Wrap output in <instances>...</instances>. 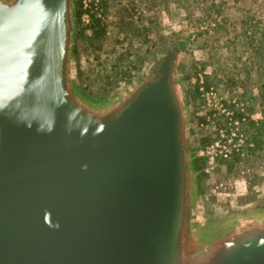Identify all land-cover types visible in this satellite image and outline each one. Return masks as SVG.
<instances>
[{
    "label": "water",
    "instance_id": "water-1",
    "mask_svg": "<svg viewBox=\"0 0 264 264\" xmlns=\"http://www.w3.org/2000/svg\"><path fill=\"white\" fill-rule=\"evenodd\" d=\"M75 3L0 0V264H264V212L213 225L199 197L177 62L92 102Z\"/></svg>",
    "mask_w": 264,
    "mask_h": 264
},
{
    "label": "rangeland",
    "instance_id": "rangeland-1",
    "mask_svg": "<svg viewBox=\"0 0 264 264\" xmlns=\"http://www.w3.org/2000/svg\"><path fill=\"white\" fill-rule=\"evenodd\" d=\"M75 16L73 74L95 103L113 101L157 54L185 44L177 71L195 147L209 143L200 124L203 82L230 106L247 141L210 175L197 160L206 213L224 225L264 212V0H76Z\"/></svg>",
    "mask_w": 264,
    "mask_h": 264
},
{
    "label": "built area",
    "instance_id": "built-area-1",
    "mask_svg": "<svg viewBox=\"0 0 264 264\" xmlns=\"http://www.w3.org/2000/svg\"><path fill=\"white\" fill-rule=\"evenodd\" d=\"M210 98L206 101V107L208 109H215L218 114L224 117V127L216 125L214 122L211 128V132L214 134L213 142L210 147L204 152L202 156H207V167L213 169L220 160L230 159L233 155L240 154L244 151L247 145V141L242 134L239 133L240 123L234 120L233 111L230 106H226L222 99H218L216 96L209 95ZM231 104V103H230ZM236 104V101L233 102Z\"/></svg>",
    "mask_w": 264,
    "mask_h": 264
},
{
    "label": "flooded vegetation",
    "instance_id": "flooded-vegetation-1",
    "mask_svg": "<svg viewBox=\"0 0 264 264\" xmlns=\"http://www.w3.org/2000/svg\"><path fill=\"white\" fill-rule=\"evenodd\" d=\"M185 44L176 46L172 49L164 50L162 55L157 54L151 61V65L145 74L146 76H158L159 72L162 68V65L165 63V61L168 60V57H172V60H170V66L172 71L175 68V63L177 62L178 55L184 50ZM144 78L141 77L140 81H142ZM202 90V116H201V126H202V131H203V138H207L209 140V143L204 140V147L202 150L205 152L211 145L214 139V134L211 132L212 125L214 122L218 123L216 125H220L221 127H224L225 124V119L223 116L217 113L215 109H208L206 107V101L208 98H210L209 95H212L208 90L209 87H207L206 83L203 82V86L201 87ZM232 110V109H231ZM234 119L235 115L233 114ZM237 120V119H236ZM207 144V145H206ZM203 160V168L206 174H211L212 170L207 167V156L203 155L202 156Z\"/></svg>",
    "mask_w": 264,
    "mask_h": 264
},
{
    "label": "trees",
    "instance_id": "trees-1",
    "mask_svg": "<svg viewBox=\"0 0 264 264\" xmlns=\"http://www.w3.org/2000/svg\"><path fill=\"white\" fill-rule=\"evenodd\" d=\"M78 16L80 17V14H78ZM197 165L199 166L198 161H197Z\"/></svg>",
    "mask_w": 264,
    "mask_h": 264
}]
</instances>
